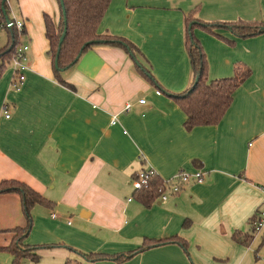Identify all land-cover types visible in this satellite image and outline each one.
<instances>
[{
	"label": "crops",
	"instance_id": "1",
	"mask_svg": "<svg viewBox=\"0 0 264 264\" xmlns=\"http://www.w3.org/2000/svg\"><path fill=\"white\" fill-rule=\"evenodd\" d=\"M8 2L10 19L24 24L18 41L29 53L18 91L10 64L0 76V183L23 184L52 204L31 209L23 242L48 247L37 252L38 261L20 264H264V227L256 236L250 228L264 204V34L237 39L221 30L229 42L193 30L209 81L231 77L237 64L251 74L217 125L186 130L181 108L119 47L88 49L60 83L44 25L45 16L59 24L57 0ZM189 15L204 23L264 22V0H111L97 33L132 44L161 88L177 94L193 80L185 48ZM5 44L6 35L0 48ZM148 168L160 181L182 170L201 173L202 182L145 205L131 182ZM3 195L15 205L0 210V233L10 237L0 248L26 224L19 194ZM235 234L252 239L243 245ZM145 240L169 243L125 262L84 257L133 252Z\"/></svg>",
	"mask_w": 264,
	"mask_h": 264
},
{
	"label": "trees",
	"instance_id": "2",
	"mask_svg": "<svg viewBox=\"0 0 264 264\" xmlns=\"http://www.w3.org/2000/svg\"><path fill=\"white\" fill-rule=\"evenodd\" d=\"M3 1L4 0H0V30L5 32L6 44L0 48V76L3 70L10 64L14 49L19 44L18 37L22 35V31H16L13 20L10 19L9 2L3 3ZM62 1L65 15H63L61 10L60 0H57L60 10V22L57 26L53 24L49 17L45 16L44 18L45 36L49 42L48 53L52 58L53 71L58 81L65 84L60 76L68 69L74 67L80 56L93 46L104 44L119 47L126 51L140 75L147 82L156 89L166 93V95L172 98L181 108L186 115V120L184 122L186 130H191L198 126L217 125L231 105L235 90L251 74L247 67L237 64L234 67V73L231 77L209 81L207 78V59L202 45L194 36L193 30L195 28H200L206 33L221 39H225L219 34L221 30L229 31L231 35L237 39H248L264 34V22L237 21L232 23H204L198 18L189 15L184 21L185 48L193 80L191 85L183 92L171 94L163 90L154 80L150 66L144 65L140 61L139 53L132 44L119 37L97 33L98 26L111 0ZM64 20H66L65 24ZM64 27L66 28L65 38L59 46V39L63 33ZM56 58L57 66L55 67ZM160 185L161 181L158 178H154L151 181L150 188L135 191L137 198L145 205H149L158 197L159 194L157 189ZM5 193L19 194L21 198V210L25 217L26 224L23 227L13 229L11 231L13 233V241L9 246L0 248V250H5L12 255L11 264H20L23 260L36 262L39 259L37 252L46 249L48 246L29 247L23 244L32 226L31 209L36 205L49 207L52 204L27 186L15 181H4L0 183V194ZM251 235H253L252 230ZM233 239L243 245H248L252 237L238 239L235 234ZM166 243L169 242L162 240H145L144 246L140 250L133 252L116 256H99L91 254L84 257L90 260L98 259L125 262L144 249L158 247Z\"/></svg>",
	"mask_w": 264,
	"mask_h": 264
},
{
	"label": "built area",
	"instance_id": "3",
	"mask_svg": "<svg viewBox=\"0 0 264 264\" xmlns=\"http://www.w3.org/2000/svg\"><path fill=\"white\" fill-rule=\"evenodd\" d=\"M13 20V24L15 26V29L17 32H21L23 30L24 24L22 21H17L15 19ZM28 53H29V46L25 44H18L15 49L12 56V59L10 61V68H11V79H10V85L13 89L19 90L22 86L25 77L24 73L28 70ZM156 95H160L159 91L155 92ZM144 100H139V104H144ZM131 108L130 104H127L123 111L127 112ZM2 112L6 119L9 118L8 115V105H2L1 107ZM117 123L116 117H113L111 120V124L114 125ZM157 178L156 173L154 170L148 168V169H142L136 172L133 175V179L131 182V186L133 190H145L150 188L151 181ZM190 182H196L201 183L202 182V174L201 173H195L193 175L188 174L182 170L177 172L173 177L162 180L161 185L158 187V199L160 202H164L168 200L172 196H176L179 194L183 187ZM263 195H264V188L261 189ZM131 199H129L130 201ZM55 215H52L51 218L53 219ZM264 227V204L261 208H259L255 215L252 218V221L250 222V228L252 230L253 235H257L261 232V230Z\"/></svg>",
	"mask_w": 264,
	"mask_h": 264
},
{
	"label": "rangeland",
	"instance_id": "4",
	"mask_svg": "<svg viewBox=\"0 0 264 264\" xmlns=\"http://www.w3.org/2000/svg\"><path fill=\"white\" fill-rule=\"evenodd\" d=\"M0 37H5V32L0 30ZM8 67L6 68V70ZM16 196V194H13ZM15 205L14 199L10 196L3 195L0 197V210H5L6 208ZM9 235L5 233H0V246L6 245V241L9 239ZM11 256L9 253L0 251V264H10Z\"/></svg>",
	"mask_w": 264,
	"mask_h": 264
},
{
	"label": "water",
	"instance_id": "5",
	"mask_svg": "<svg viewBox=\"0 0 264 264\" xmlns=\"http://www.w3.org/2000/svg\"><path fill=\"white\" fill-rule=\"evenodd\" d=\"M5 2H8V0H4L3 1V3H5ZM60 5H61V10H62V13H63V15H65V9H64V7H63V1L62 0H60ZM66 23V20H64V24ZM65 34H66V28L64 27V29H63V33H62V35L60 36V39H59V46L61 45V43L63 42V40H64V38H65ZM136 63H137V61H136ZM57 66V58L55 59V67Z\"/></svg>",
	"mask_w": 264,
	"mask_h": 264
}]
</instances>
